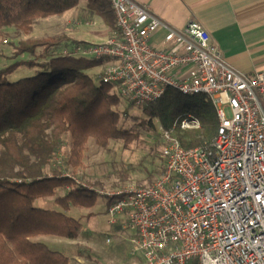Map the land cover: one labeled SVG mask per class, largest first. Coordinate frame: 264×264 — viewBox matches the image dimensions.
Wrapping results in <instances>:
<instances>
[{
    "label": "built area",
    "instance_id": "built-area-1",
    "mask_svg": "<svg viewBox=\"0 0 264 264\" xmlns=\"http://www.w3.org/2000/svg\"><path fill=\"white\" fill-rule=\"evenodd\" d=\"M110 2L117 34L73 55L105 61L102 82L136 107L168 90L205 95L219 128L210 148H185L177 131L199 129L201 121L193 113L178 116L162 130L165 171L154 185L98 192L108 224L135 231L136 264H264V72H236L196 21L177 31L148 6Z\"/></svg>",
    "mask_w": 264,
    "mask_h": 264
},
{
    "label": "trees",
    "instance_id": "trees-1",
    "mask_svg": "<svg viewBox=\"0 0 264 264\" xmlns=\"http://www.w3.org/2000/svg\"><path fill=\"white\" fill-rule=\"evenodd\" d=\"M82 1L117 29L110 0H0V33L7 27L29 33L37 20L62 15ZM64 41H23L17 56L31 55L33 60L0 71V264H70L62 252L34 241L38 236L77 239L82 223L67 212L97 204L94 193L62 174L64 165H54L67 138L71 148L67 165L76 171L83 167L90 139L105 148L111 140L129 145L140 137L139 132L121 126L118 106L122 99L102 82V73L94 77L89 73L105 61L52 55ZM19 65L35 69L36 74L5 82L4 77ZM139 108L148 117L142 122L144 127L158 120L165 130L178 116L195 114L203 131L176 133L185 148H210L219 128L217 111L205 95L185 97L168 90L157 102ZM68 187L70 192L55 199L61 210L35 206L38 200L55 196L57 189Z\"/></svg>",
    "mask_w": 264,
    "mask_h": 264
},
{
    "label": "rangeland",
    "instance_id": "rangeland-1",
    "mask_svg": "<svg viewBox=\"0 0 264 264\" xmlns=\"http://www.w3.org/2000/svg\"><path fill=\"white\" fill-rule=\"evenodd\" d=\"M80 6V7H79ZM77 8L81 18L69 17L73 10L59 16H52L37 20L29 33L15 27H7L0 33V71L20 62L33 60L31 55L17 56V47L23 41L42 39H66L61 46L52 51V55H73L80 45L89 44L78 41L77 33L95 32L101 36L107 35L109 40L117 34V29L107 25L105 21L93 14L87 7V1H82ZM76 21V22H75ZM76 23L82 25H76ZM107 26L109 29H106ZM78 31L77 33H75ZM104 40V41H106ZM103 41V42H104ZM39 49L38 53L42 54ZM103 72L102 66L94 68L89 73L96 76ZM35 69L26 65H19L12 73L4 77L5 82L15 83L23 78L33 77ZM121 113V126L126 130L139 132L138 141L126 145L123 140H111L107 147L98 146L94 139L88 142L83 167L73 170L67 165L71 155L70 139L64 143L60 154L56 157L54 165H64L63 175L96 189L94 194L97 204L89 209L72 207L67 215L74 217L82 223L81 235L75 239H65L53 236H38L34 241L43 242L55 251H60L70 258V264H136L138 259L133 255L135 231L123 230L107 222L105 201L101 199L99 191H114L127 184L138 187L152 186L164 171L162 159V130L158 120L150 121L148 127L142 125L148 117L142 108L136 107L121 100L118 106ZM230 117V113L227 112ZM190 131H203L202 124L199 129ZM60 157V158H59ZM59 162V164H58ZM68 188L57 189L55 196L38 200L37 208L55 210V199L67 194ZM88 190V189H87ZM90 190V189H89ZM91 192V191H90ZM92 192V193H93ZM107 238L111 243L107 244Z\"/></svg>",
    "mask_w": 264,
    "mask_h": 264
},
{
    "label": "crops",
    "instance_id": "crops-1",
    "mask_svg": "<svg viewBox=\"0 0 264 264\" xmlns=\"http://www.w3.org/2000/svg\"><path fill=\"white\" fill-rule=\"evenodd\" d=\"M132 1L148 6L158 19L177 31H183L191 21L200 23L219 47L223 59L236 72L249 77L264 72V0ZM78 8L69 17L81 18L76 14ZM164 35V30L157 32L153 43L161 44ZM77 37L76 40L86 43H101L108 38L107 35L84 31L77 33ZM106 210L107 206L104 212ZM114 227L120 228L116 225L112 229Z\"/></svg>",
    "mask_w": 264,
    "mask_h": 264
}]
</instances>
